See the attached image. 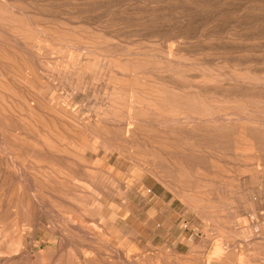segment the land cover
I'll return each mask as SVG.
<instances>
[{
	"label": "rangeland",
	"instance_id": "374dc122",
	"mask_svg": "<svg viewBox=\"0 0 264 264\" xmlns=\"http://www.w3.org/2000/svg\"><path fill=\"white\" fill-rule=\"evenodd\" d=\"M0 264H264V0H0Z\"/></svg>",
	"mask_w": 264,
	"mask_h": 264
},
{
	"label": "bare ground",
	"instance_id": "6f19581e",
	"mask_svg": "<svg viewBox=\"0 0 264 264\" xmlns=\"http://www.w3.org/2000/svg\"><path fill=\"white\" fill-rule=\"evenodd\" d=\"M4 65H5V64H4ZM252 122H253V121H252ZM2 145H3V144H2ZM249 146H250V145H249ZM5 151H6V150H5ZM7 155H9V153H8ZM15 165H16V164H15ZM26 182H27V181H26ZM32 186H33V185H32ZM28 188H29V187H28ZM30 189H31V188H30ZM30 189H29V190H30ZM33 195H34V194H33Z\"/></svg>",
	"mask_w": 264,
	"mask_h": 264
}]
</instances>
